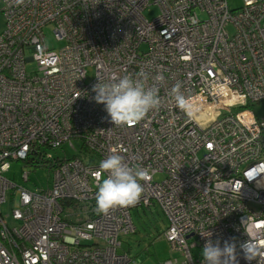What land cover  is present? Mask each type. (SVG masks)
<instances>
[{
  "label": "built area",
  "instance_id": "obj_1",
  "mask_svg": "<svg viewBox=\"0 0 264 264\" xmlns=\"http://www.w3.org/2000/svg\"><path fill=\"white\" fill-rule=\"evenodd\" d=\"M0 1V264H141L120 251L122 236L136 231L132 209L154 205L186 257L161 264H202L192 249L208 239H234L237 264H264V117L251 108L264 100V0ZM152 5L159 13L148 18ZM47 24L66 41L59 50ZM141 71L161 105L116 126L93 86ZM177 82L184 110L171 96ZM67 143L75 155L51 152ZM113 150L148 177L135 206L97 214L99 164ZM18 160L47 167L52 184H17L6 173ZM10 190L19 204L5 213ZM249 238L252 260L240 247Z\"/></svg>",
  "mask_w": 264,
  "mask_h": 264
},
{
  "label": "clouds",
  "instance_id": "obj_2",
  "mask_svg": "<svg viewBox=\"0 0 264 264\" xmlns=\"http://www.w3.org/2000/svg\"><path fill=\"white\" fill-rule=\"evenodd\" d=\"M22 4L23 0H17ZM148 77L144 72L132 75L112 77L107 82H100L93 86L96 93L94 99L97 103L105 105V109L116 126L134 125L146 118L149 112L157 110L161 105L159 87L156 84L149 86ZM157 82L163 77L157 75ZM182 84L177 82L171 89V96L176 105L184 110L188 104L187 97L181 91ZM99 168L107 173L98 186L95 196V211L97 214L107 215L117 207L135 206L142 197L144 188L141 181L148 177V172L139 167H130L124 156L116 150L103 159ZM252 239L240 245L248 260L255 259L256 249L250 247ZM235 240L208 239L202 249V264H237Z\"/></svg>",
  "mask_w": 264,
  "mask_h": 264
},
{
  "label": "rangeland",
  "instance_id": "obj_3",
  "mask_svg": "<svg viewBox=\"0 0 264 264\" xmlns=\"http://www.w3.org/2000/svg\"><path fill=\"white\" fill-rule=\"evenodd\" d=\"M230 4L233 7H237L241 4V0H230ZM2 3L0 1V32L4 29L5 18L1 11ZM159 13V7L152 5L146 9L145 16L153 18ZM44 34L46 42L51 49L59 50L66 45V41L58 40L54 34V25L47 24L44 27ZM36 68V63L31 61L28 63V69ZM94 76V68L88 67V81L92 80ZM254 113L260 117H264V100L251 105ZM74 144L77 150L81 147V142L74 140ZM77 150L72 148L68 143L64 144L62 149H54L51 152L55 156L71 157L77 153ZM85 153V151L83 152ZM23 170L30 171V180L25 182L22 177ZM17 184H25L28 188L35 190L37 188H48L53 181V172L47 167H34L25 164L23 161H12L11 168L6 173ZM157 179H163L164 175L160 174L156 176ZM8 200L3 205L5 213L9 212L14 206L19 204V195L16 191L10 190L8 192ZM68 205H66V208ZM133 223L136 227L134 233L126 234L122 236L123 246L120 251H128L135 257H138L141 264H161L163 261L172 258L178 259L179 262H183L186 257L179 251L172 248L170 242L165 236V229L167 228L168 221L163 211L154 205L151 208L137 207L131 210ZM9 221V220H8ZM192 253L196 259L202 257V249L195 247L192 249Z\"/></svg>",
  "mask_w": 264,
  "mask_h": 264
},
{
  "label": "trees",
  "instance_id": "obj_4",
  "mask_svg": "<svg viewBox=\"0 0 264 264\" xmlns=\"http://www.w3.org/2000/svg\"><path fill=\"white\" fill-rule=\"evenodd\" d=\"M152 207V206H151ZM151 207H147V208H151Z\"/></svg>",
  "mask_w": 264,
  "mask_h": 264
}]
</instances>
